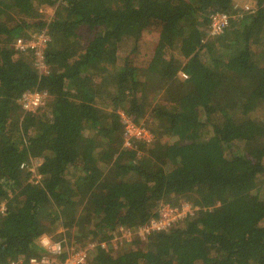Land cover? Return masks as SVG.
<instances>
[{
    "label": "trees",
    "instance_id": "trees-1",
    "mask_svg": "<svg viewBox=\"0 0 264 264\" xmlns=\"http://www.w3.org/2000/svg\"><path fill=\"white\" fill-rule=\"evenodd\" d=\"M253 5L240 18L235 0H0V264L45 255V237L63 261L98 243L86 264H264V0ZM220 12L229 26L211 35ZM44 29L40 72L15 43ZM144 32L149 59L121 63L120 41ZM35 89L47 101L25 111ZM122 112L152 139L126 145ZM184 202L193 213L137 233ZM121 226L135 238L116 248Z\"/></svg>",
    "mask_w": 264,
    "mask_h": 264
},
{
    "label": "built area",
    "instance_id": "built-area-1",
    "mask_svg": "<svg viewBox=\"0 0 264 264\" xmlns=\"http://www.w3.org/2000/svg\"><path fill=\"white\" fill-rule=\"evenodd\" d=\"M252 6H246L240 13L239 17L242 18L245 14L252 11ZM230 18L226 13H213L210 16V34L211 35H219L225 31V29L229 26ZM51 41V37L48 34L47 30L44 29L39 33L32 35V37L28 39L19 38L15 43V47L21 51H25L30 49L35 52V61L34 65L38 68L40 72L46 71L47 66L45 62V48L48 43ZM186 76L185 74H183ZM48 98V93L46 91L39 90H27L24 92L19 101L22 104V107L25 111L35 110L43 105H45ZM125 123V136H126V145L130 146L132 143V139L135 138H145L147 140L152 139L151 133L146 130L145 127L136 124L132 120L127 119L124 115L122 116ZM37 165L35 168L40 166V161L36 159ZM33 162V163H34ZM22 167H25L24 164ZM32 167V166H31ZM35 168L29 171H35ZM36 174L37 169H36ZM40 177L38 176V179ZM182 207H186L189 209L186 213L183 212L184 209ZM1 211L5 210V203H1L0 205ZM196 207H192L191 203H186L181 207H172L169 204H163L159 213V216L151 219L145 225H142L137 233L144 236L145 233H149L152 230H160L171 226V224L185 216L187 213H193ZM121 230L123 232V237L132 235V230L129 228H124L121 226ZM127 239V238H126ZM43 246L45 247L46 254L41 257H32L29 262H23L22 260H16L12 262V264H86L87 256L91 253L98 243L93 242L90 243L78 250L72 249L64 256L63 260H56L59 256H63L65 252V247L62 241H52L48 237L43 238L42 240ZM102 247H104L101 244Z\"/></svg>",
    "mask_w": 264,
    "mask_h": 264
},
{
    "label": "rangeland",
    "instance_id": "rangeland-1",
    "mask_svg": "<svg viewBox=\"0 0 264 264\" xmlns=\"http://www.w3.org/2000/svg\"><path fill=\"white\" fill-rule=\"evenodd\" d=\"M236 6H238L241 10H243L244 8H246V6H254L253 5V0H235ZM50 13V15H52V11H45ZM81 35L83 36V41L84 43L87 42L90 38L93 37V32L91 30H89L88 28H82V30L80 31ZM155 43H156V34H153L152 32H144L143 35L141 37H135V36H125L122 41H120V45H119V50H118V58L119 61L121 63H123L127 57H129V59H132L134 61H136L137 63L142 64L143 61H146L149 59L151 52L153 50V48L155 47ZM254 104V109L251 112V118H256L257 115H259V101L256 99L255 101H251ZM121 115L125 116L127 119L132 120L128 115H126L125 113H121ZM123 119V117H122ZM75 123L78 121L77 117H74V119L72 120ZM124 121V119H123ZM125 124V123H124ZM257 129L255 127L250 128L247 131L241 130L239 133V135H246V136H251L253 134H255L257 131ZM152 135V134H151ZM248 143L245 144H241L242 147L241 149L247 150ZM240 144H233V146H235L234 148L236 149L237 147H239ZM36 161V159L34 160ZM40 161V160H39ZM41 163V161H40ZM37 165V162H32L31 163V169L35 168V166ZM36 169L35 171H31L33 173V177H40V175L36 174ZM180 201H182V199H180ZM186 203H190V202H184L182 205L179 206H184V204ZM184 209L183 212H187L189 211L188 208L186 207H182ZM120 232L121 235L120 236H116L114 237V239H112V243H113V247L118 248L119 243H122L121 241L123 240V232L121 230L120 227ZM127 240H132L135 237L130 235L126 237ZM102 245L104 246V248H107V244L106 243H102Z\"/></svg>",
    "mask_w": 264,
    "mask_h": 264
}]
</instances>
